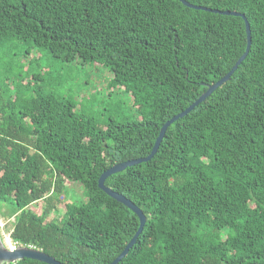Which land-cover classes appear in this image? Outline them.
Returning <instances> with one entry per match:
<instances>
[{
  "label": "trees",
  "instance_id": "16d2710c",
  "mask_svg": "<svg viewBox=\"0 0 264 264\" xmlns=\"http://www.w3.org/2000/svg\"><path fill=\"white\" fill-rule=\"evenodd\" d=\"M187 1L244 14L251 49L168 128L152 160L106 180L147 216L118 264H264V0ZM11 39L108 69L109 88L130 95L141 118L101 128L73 101L30 89L34 79L21 104L0 88V203L18 209L13 243L65 264H110L140 220L99 188L101 175L148 156L162 126L234 67L245 20L179 0H0V43ZM74 184L87 193L80 205L68 201Z\"/></svg>",
  "mask_w": 264,
  "mask_h": 264
},
{
  "label": "rangeland",
  "instance_id": "374dc122",
  "mask_svg": "<svg viewBox=\"0 0 264 264\" xmlns=\"http://www.w3.org/2000/svg\"><path fill=\"white\" fill-rule=\"evenodd\" d=\"M109 77L108 69L103 66L92 62L67 63L45 49L35 48L29 41L11 39L0 43V88L10 90L5 93L8 103L13 101L11 96L14 100L18 98L20 104L35 96L22 86L30 78L36 83L30 89L39 88L73 101L79 113L93 119L101 128H106L111 120L125 123L141 119L130 95L109 88ZM69 190V202L80 205L86 201L87 193L81 184L71 185ZM17 211L12 204L0 203L3 224L0 234L8 247L14 244L10 233L18 218Z\"/></svg>",
  "mask_w": 264,
  "mask_h": 264
},
{
  "label": "water",
  "instance_id": "95a60500",
  "mask_svg": "<svg viewBox=\"0 0 264 264\" xmlns=\"http://www.w3.org/2000/svg\"><path fill=\"white\" fill-rule=\"evenodd\" d=\"M183 5H185L188 8L196 9V10H203L213 13H218L221 15H227V16H237L241 17L245 20L246 25V32H247V48L245 53L240 57V59L236 62L234 67L219 81L212 85L207 86V90L195 101L193 102L188 108H186L184 111L180 112L179 114L172 117L170 120H168L161 128L158 138L155 141V144L153 146V149L151 153L144 157V158H138L133 160H128L119 164H116L106 170L99 179V188L103 190L108 196L112 197L116 201L122 203L125 205L129 210L134 212L139 220H140V226L137 230L136 234L133 236L131 241L127 244L125 249L121 252V254L110 264H118L120 263L129 253V251L133 248V246L137 243V240L141 233L143 232L145 225L147 223V216L145 213L129 198L126 196L112 190L108 186H106L105 182L106 180L117 173H120L122 171H125L128 167H132L138 164H142L145 162H149L154 158V156L157 154L161 143L163 139L165 138L166 132L168 128L176 122L178 119H181L188 114H190L196 107H198L201 103L207 100L219 87L223 86L225 83L229 82L233 76V74L237 71L239 66L244 62V60L247 58L251 45H252V35H251V26L246 18V16L242 13L235 12V11H221L217 9H211L208 7L203 6H197L194 4H191L187 0H179ZM23 259H32L36 261H40L46 264H65L63 262L58 261L55 257L48 255L47 253L33 248V247H25V246H18L15 249H11L2 240L1 234H0V264H15L16 262L23 260Z\"/></svg>",
  "mask_w": 264,
  "mask_h": 264
},
{
  "label": "built area",
  "instance_id": "2783aa9c",
  "mask_svg": "<svg viewBox=\"0 0 264 264\" xmlns=\"http://www.w3.org/2000/svg\"><path fill=\"white\" fill-rule=\"evenodd\" d=\"M2 225H3V224L0 223V227H1ZM18 246H20V245L14 243L13 246L10 247V248H11V249H15V248H17Z\"/></svg>",
  "mask_w": 264,
  "mask_h": 264
}]
</instances>
